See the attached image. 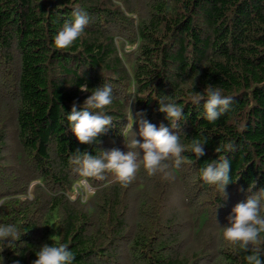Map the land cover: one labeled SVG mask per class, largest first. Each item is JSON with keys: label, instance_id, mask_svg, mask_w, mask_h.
<instances>
[{"label": "trees", "instance_id": "1", "mask_svg": "<svg viewBox=\"0 0 264 264\" xmlns=\"http://www.w3.org/2000/svg\"><path fill=\"white\" fill-rule=\"evenodd\" d=\"M73 9L88 23L58 49ZM103 84L112 121L81 144L67 112ZM208 84L233 97L213 122L191 103ZM164 96L182 107L179 142H204L203 156L185 150L179 167L169 156L152 175L138 156L126 183L77 173L75 149L136 151L126 147L132 114L167 126ZM221 156L231 164L226 198L199 175ZM250 184L264 187V0H0V224L21 233L0 252L4 264H31L42 243L65 244L72 264H247L256 250L264 260V233L247 252L221 234Z\"/></svg>", "mask_w": 264, "mask_h": 264}, {"label": "clouds", "instance_id": "2", "mask_svg": "<svg viewBox=\"0 0 264 264\" xmlns=\"http://www.w3.org/2000/svg\"><path fill=\"white\" fill-rule=\"evenodd\" d=\"M88 23L87 14L80 9H73L71 19L66 20L63 26L53 37L54 46L58 49L69 48L73 42L81 36ZM81 90L87 91L84 85ZM86 96L79 106L74 102L67 112L66 119L69 129L81 144H91L96 141L98 135L108 126L112 118L106 114L105 108L112 104L113 92L108 84L96 86ZM136 99L135 93H130L129 107ZM233 102V97L222 94L219 87L208 84L204 92L191 97L194 106L203 108V119L213 122L227 112ZM131 109V108H130ZM158 111L164 114L168 125L151 123L142 113L137 112L134 118L137 130L132 131L126 147L135 149L122 152L118 148L102 150L100 155H93L87 151L81 152L75 149L71 162L76 165V171L81 177L102 178L104 171H111L117 180L127 182L138 167L137 157L149 175L154 172L163 171L166 165L162 162L169 156L174 158V165L179 167L182 162L181 153L189 150L195 158L204 155V142L193 140L184 145L179 142L176 129L177 121H182L184 114L174 100L164 96L158 100ZM132 124L129 128L132 129ZM139 137V139L137 138ZM229 146L225 145V151ZM218 151V149H217ZM230 162L227 156L211 160L200 169L201 180L214 186L218 195L226 198V185L232 180L230 176ZM85 188L88 187L86 180L81 182ZM254 183V182H253ZM252 185H249V191ZM264 187L251 192L242 201L235 203L227 222L221 226L222 238L225 241L236 243L239 249L247 252L251 243L256 242L261 233H264ZM20 232L14 224H0V252L4 248H13L19 239ZM17 255L19 253L17 252ZM260 250L245 255L247 264H264L261 259ZM35 259L31 264H72L73 253L63 243H42L35 252ZM0 264H4V257L0 255ZM13 264H19L14 261Z\"/></svg>", "mask_w": 264, "mask_h": 264}, {"label": "built area", "instance_id": "3", "mask_svg": "<svg viewBox=\"0 0 264 264\" xmlns=\"http://www.w3.org/2000/svg\"><path fill=\"white\" fill-rule=\"evenodd\" d=\"M87 188H89V187H87Z\"/></svg>", "mask_w": 264, "mask_h": 264}, {"label": "rangeland", "instance_id": "4", "mask_svg": "<svg viewBox=\"0 0 264 264\" xmlns=\"http://www.w3.org/2000/svg\"><path fill=\"white\" fill-rule=\"evenodd\" d=\"M88 189H90V188H88Z\"/></svg>", "mask_w": 264, "mask_h": 264}]
</instances>
